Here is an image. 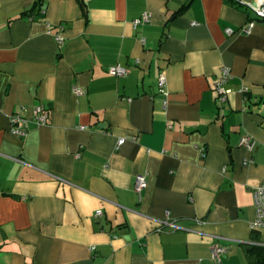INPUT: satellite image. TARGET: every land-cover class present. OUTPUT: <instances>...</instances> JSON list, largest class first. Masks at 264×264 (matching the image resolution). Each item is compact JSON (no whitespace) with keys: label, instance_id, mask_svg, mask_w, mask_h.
<instances>
[{"label":"crops","instance_id":"0c3cea01","mask_svg":"<svg viewBox=\"0 0 264 264\" xmlns=\"http://www.w3.org/2000/svg\"><path fill=\"white\" fill-rule=\"evenodd\" d=\"M81 1L43 0L32 18L35 0H0V264H249L245 245L264 243L252 228L264 18L233 0ZM115 64L129 72L112 74ZM223 66L232 91L219 107ZM40 103L50 117L37 125ZM15 112L25 137L11 129ZM167 211L179 228L158 231ZM215 243L228 248L219 262Z\"/></svg>","mask_w":264,"mask_h":264},{"label":"built area","instance_id":"2783aa9c","mask_svg":"<svg viewBox=\"0 0 264 264\" xmlns=\"http://www.w3.org/2000/svg\"><path fill=\"white\" fill-rule=\"evenodd\" d=\"M240 3L243 7L250 10L257 18H264V0H234ZM44 12V11H42ZM33 18V17H32ZM151 18V14L146 11L143 13V15L133 21V24L135 27H138V25L142 23L149 22ZM196 23V22H194ZM254 25V21H250L247 23L246 26L242 27L241 30L245 33H249L252 30V27ZM235 32V29L231 27L226 28L227 34H232ZM57 41L62 44L63 43V36L61 33H58L56 35ZM141 40L143 43H145V38L141 37ZM109 71L117 76H124L129 71L128 68L121 64H115L110 67ZM233 78L232 70L229 66H223L221 69V74L216 79L214 90L216 92V100L219 104V107H223L226 105L228 101V95L232 91L228 86V82ZM167 76L164 72H162L157 80L158 85V92L167 96L168 90H167ZM74 91L77 95L82 94L83 90L80 87H75ZM241 92H243L246 96V99H248L247 94L249 93V87L243 86L240 89ZM166 104V100H165ZM26 111V106H21L20 111ZM32 120L35 124L41 125L45 124L49 121L50 112L49 110L42 104H37L32 109ZM11 123H12V131L21 136L25 137L29 132V123L28 118L23 115L21 112H15L11 116ZM126 140L125 137H122L118 141V145H121ZM257 140L249 135H243L240 139V145L245 146L249 150H253L256 147ZM205 155V153L203 154ZM147 186V175L146 173H138L136 175L134 189L138 193L139 196L142 195L143 190ZM254 196V205H255V217L252 221V228L254 230H261L264 229V181L260 184L256 185L254 187L253 191ZM95 215L102 216L103 211L102 209H98L95 213ZM165 226H170L173 229H178L179 226L177 225L176 221L171 217L170 211L166 212V217L162 220H160V225L158 226L157 230L161 231ZM95 248V247H93ZM228 248L219 244H213L211 247V257L214 261H221L222 258L227 253Z\"/></svg>","mask_w":264,"mask_h":264},{"label":"trees","instance_id":"16d2710c","mask_svg":"<svg viewBox=\"0 0 264 264\" xmlns=\"http://www.w3.org/2000/svg\"><path fill=\"white\" fill-rule=\"evenodd\" d=\"M83 5V1L79 0ZM235 5H241L237 1H234ZM43 0H35L34 6L27 14L31 17H36L41 14L43 9ZM245 253L248 258L249 264H264V243H248L245 245Z\"/></svg>","mask_w":264,"mask_h":264},{"label":"rangeland","instance_id":"374dc122","mask_svg":"<svg viewBox=\"0 0 264 264\" xmlns=\"http://www.w3.org/2000/svg\"><path fill=\"white\" fill-rule=\"evenodd\" d=\"M249 1H254V0H249Z\"/></svg>","mask_w":264,"mask_h":264}]
</instances>
